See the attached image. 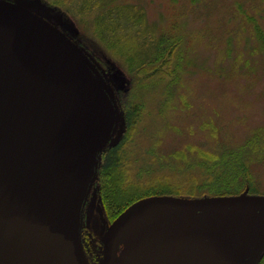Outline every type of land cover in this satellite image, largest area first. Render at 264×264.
<instances>
[{"label":"rangeland","instance_id":"374dc122","mask_svg":"<svg viewBox=\"0 0 264 264\" xmlns=\"http://www.w3.org/2000/svg\"><path fill=\"white\" fill-rule=\"evenodd\" d=\"M8 1L53 28L91 66L114 107V129L97 154L90 215L87 201L82 207V248L83 219H98L101 201L122 213L157 194L208 197L214 173L206 155L240 153L250 163L251 192L264 194V0ZM165 35L179 42L168 68L158 62L156 70ZM133 107L138 116L128 127ZM116 154L114 178L126 181L109 192ZM250 207L252 252L264 241V206Z\"/></svg>","mask_w":264,"mask_h":264},{"label":"water","instance_id":"95a60500","mask_svg":"<svg viewBox=\"0 0 264 264\" xmlns=\"http://www.w3.org/2000/svg\"><path fill=\"white\" fill-rule=\"evenodd\" d=\"M57 34L30 11L0 1V264H87L81 212L116 116L91 66ZM247 192L138 200L109 231L108 264H113L114 233L138 210L264 206V195ZM203 231L204 257L216 242L206 240L209 230ZM263 255L264 241L248 260L233 264H257Z\"/></svg>","mask_w":264,"mask_h":264},{"label":"flooded vegetation","instance_id":"af4514ba","mask_svg":"<svg viewBox=\"0 0 264 264\" xmlns=\"http://www.w3.org/2000/svg\"><path fill=\"white\" fill-rule=\"evenodd\" d=\"M247 189L249 194H261L252 193L251 186L247 185L240 193L228 195L242 194ZM93 191L92 187L85 202L89 215L94 204ZM126 210L122 213L111 211L101 201L96 206L98 219H83L82 242L87 264H108L107 237L112 225ZM246 211L248 209L237 207L211 212L187 211L164 205L142 208L114 233L111 242L113 264L243 263L253 253L249 249L247 225L250 216ZM203 229L209 230L206 240L216 242L213 246L209 245L207 251L210 255L204 257L199 242ZM257 264H264V255Z\"/></svg>","mask_w":264,"mask_h":264},{"label":"trees","instance_id":"16d2710c","mask_svg":"<svg viewBox=\"0 0 264 264\" xmlns=\"http://www.w3.org/2000/svg\"><path fill=\"white\" fill-rule=\"evenodd\" d=\"M64 1L65 0H63V3ZM67 1L70 4L76 2V0ZM55 2L59 3L60 0H55ZM178 42L179 41L175 38H171L170 40V36H163L161 43L156 51L155 59L153 61L154 66L155 64L157 66V63L160 62L161 65H165L168 68L169 58H171V56L175 52ZM131 64L133 63L131 62ZM156 66L155 68L156 70H158ZM129 113L130 114L127 115V120L129 123H131V125L128 127H132V123L136 119L134 118V115L138 116V108L133 107L132 111ZM131 114L133 117H131ZM225 153L226 155L224 156H222L221 154H212L214 157H216L213 160H210L208 158L209 155H206V157H204L203 159L204 161L206 160L212 163L210 166H206V170L214 173V176H212L211 178L209 177L207 179L210 181L208 183V189L210 188V190H212L210 191L212 193L207 192L209 195L240 193L245 189L247 183L252 181V171L250 169V163L246 162V159H244L242 155L238 152L226 150ZM116 158V162H109V168H111L112 171V174H110L111 181L108 183L109 192H113L117 184H125L126 181L124 175H119L120 178H114L119 172L118 169L120 167L119 165L121 162L120 158L117 157V154ZM200 165L202 164L200 163ZM213 170L215 172H213ZM113 174L115 175L112 177ZM251 189L254 190L256 188L251 185Z\"/></svg>","mask_w":264,"mask_h":264}]
</instances>
